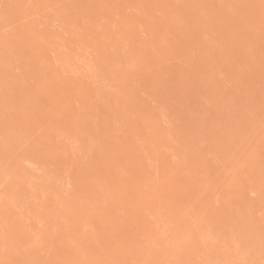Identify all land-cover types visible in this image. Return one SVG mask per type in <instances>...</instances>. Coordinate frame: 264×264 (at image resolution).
<instances>
[{"label":"rangeland","instance_id":"rangeland-1","mask_svg":"<svg viewBox=\"0 0 264 264\" xmlns=\"http://www.w3.org/2000/svg\"><path fill=\"white\" fill-rule=\"evenodd\" d=\"M71 233L264 264V0H0V264Z\"/></svg>","mask_w":264,"mask_h":264},{"label":"bare ground","instance_id":"bare-ground-1","mask_svg":"<svg viewBox=\"0 0 264 264\" xmlns=\"http://www.w3.org/2000/svg\"><path fill=\"white\" fill-rule=\"evenodd\" d=\"M72 235L70 236V235H68V238L66 237V238H60V239H64V246L66 247H68V249L67 250H56V252H55V250L54 249H49L50 247H48V250H47V246H50L49 244H45L46 242L45 241H42L41 243L39 242V244L37 245V244H34V243H37L36 242V239L37 238H35V241L34 242H32V244H31V242L29 243V244H31V245H25V244H23V243H28V242H24V241H22L21 242V246H22V244L24 245V246H26V248L24 247V246H22V249H27L26 251H24L23 250V252L25 253V252H27L28 253V248L29 249H32L33 247H35V245H37V246H39V248H40V244H42L43 242H45L44 244V247L41 249H39L38 251H43V250H47L46 252H45V255L44 254H42V252H41V255L43 256L44 255V257H41V256H39V252H35V255L36 256H34V255H31L30 256V254L31 253H33V251H36V249H33V250H30V251H32L29 255H28V260H26V262H19L20 264H133V258H131V257H128V255H127V251H126V248L125 247H123L124 246V244H125V242H123L122 241V238H120V237H116V238H118V239H115V238H112V239H107L106 237H113V236H105L104 237V240L102 241V242H99V238L97 239V241H96V243H100L99 244V247L97 248L96 247V250L95 251H93L94 249L93 248H90V247H84V246H82V245H80V243H78L80 240L78 239L77 240V235L76 236H74L75 234L74 233H71ZM67 236V235H66ZM79 236V235H78ZM81 237H82V235H80ZM90 236V235H89ZM52 237V236H51ZM50 237V238H51ZM54 237V236H53ZM52 237V238H53ZM12 238V237H11ZM40 237H38V239H39ZM100 238H103V237H100ZM42 240H44L43 238H41ZM41 239H39V240H41ZM46 239V238H45ZM48 239H49V237H48ZM83 239H84V237H83ZM82 239V240H83ZM120 239V240H119ZM12 240V239H11ZM102 240V239H101ZM0 241H2V240H0ZM7 241V240H6ZM9 242V241H8ZM12 242V241H11ZM77 242V243H76ZM20 242H19V240H18V244H19ZM130 243V246H129V252H130V256H132V255H134L135 254V252H133V248H132V244H131V242H129ZM3 244V243H2ZM4 244H5V241H4ZM9 244H11L10 242H9ZM12 244H13V246L15 247L16 245H14V241L12 242ZM11 244V245H12ZM18 244H17V246L15 247L16 249H20L21 248V246H20V248L18 247ZM6 245V244H5ZM8 245V244H7ZM20 245V244H19ZM43 245V244H42ZM98 245V244H97ZM31 246V247H30ZM46 246V247H45ZM9 247V246H8ZM12 247V246H11ZM14 247H13V249H14ZM18 247V248H17ZM42 247V246H41ZM36 248V247H35ZM5 249H6V246H5ZM4 249V250H5ZM135 250H136V248H134ZM0 250H2V248L0 247ZM3 250V251H4ZM21 250V249H20ZM59 251V252H58ZM5 252V251H4ZM17 252V251H16ZM15 252V253H16ZM22 252V251H21ZM21 252H20V256H21ZM0 253H2V252H0ZM6 254H7V252H5ZM8 253H10V251L8 252ZM13 253V252H12ZM11 253V254H12ZM18 253V252H17ZM38 255H37V254ZM119 253L121 254V257H117L118 255H119ZM26 254V253H25ZM25 254H23L24 256H25ZM14 255H16V254H14ZM13 255V256H14ZM22 255V256H23ZM26 255V256H27ZM142 255V254H141ZM141 255H139L140 256V258L138 259V261H139V263H142V262H144L145 261V258L146 257H141ZM8 256V255H7ZM38 256V257H37ZM3 258V257H2ZM138 258V257H137ZM21 259V261L22 260H24V259H26V258H24V259H22V258H20ZM19 259V260H20ZM4 261H6L7 260V258H6V260L5 259H3ZM135 261V260H134ZM1 263V262H0ZM2 263H3V261H2ZM6 263V262H5ZM17 264V263H16Z\"/></svg>","mask_w":264,"mask_h":264}]
</instances>
